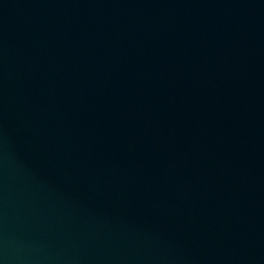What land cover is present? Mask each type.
Wrapping results in <instances>:
<instances>
[{
	"label": "water",
	"instance_id": "95a60500",
	"mask_svg": "<svg viewBox=\"0 0 264 264\" xmlns=\"http://www.w3.org/2000/svg\"><path fill=\"white\" fill-rule=\"evenodd\" d=\"M0 264H264V0H0Z\"/></svg>",
	"mask_w": 264,
	"mask_h": 264
}]
</instances>
